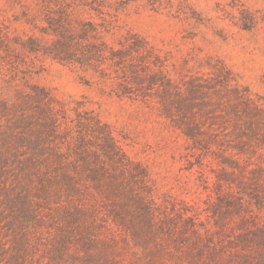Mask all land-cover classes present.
Wrapping results in <instances>:
<instances>
[{"label":"rangeland","instance_id":"1","mask_svg":"<svg viewBox=\"0 0 264 264\" xmlns=\"http://www.w3.org/2000/svg\"><path fill=\"white\" fill-rule=\"evenodd\" d=\"M0 26L13 38L0 98L18 61L69 119L107 124L126 157L102 172L87 151L77 193L67 169L0 190V264H264V125L191 101L196 82L225 93V68L264 105V0H0Z\"/></svg>","mask_w":264,"mask_h":264},{"label":"trees","instance_id":"2","mask_svg":"<svg viewBox=\"0 0 264 264\" xmlns=\"http://www.w3.org/2000/svg\"><path fill=\"white\" fill-rule=\"evenodd\" d=\"M12 40L0 26V58L6 56ZM19 44L21 48L27 47L30 52L36 53L39 50L35 39L30 37ZM129 48L139 55L141 64L147 62L144 58L147 49H143L138 43ZM88 54L82 53V59L74 57L71 60L82 64L83 58ZM127 55L130 60L135 58L132 52L125 54L122 51L113 56H119L124 61ZM11 62L12 78L8 87L12 90V96L0 98V190H14V187L21 184L29 187L35 179L42 180L43 176L46 177L48 171L67 169L66 177L71 181L70 187L77 193L81 184L76 176L79 166L76 162L77 159L83 161L87 151L93 153L96 162L98 161L97 167L102 172L106 171L101 164L105 160L125 167L126 157L107 124L86 112V115L77 113L75 121L69 119L62 102L45 88L26 81L25 75H18L23 73L20 63ZM222 72L220 85L225 88V93H220L216 83L205 86L203 90L202 83L196 82L204 95L200 101H191L197 102L199 109L204 107L206 114L212 113L211 116L220 118L222 122H233L235 126H239L241 121L249 127L253 123L264 125V105L252 98L246 88L239 85L229 87L230 73L225 68H222ZM167 84L168 88H174L177 92L170 81ZM0 94H3L2 91ZM251 133L255 134L253 131ZM90 134L101 140V143H97L100 153L97 150L93 152L91 147L86 146ZM41 182L38 181L39 184Z\"/></svg>","mask_w":264,"mask_h":264}]
</instances>
